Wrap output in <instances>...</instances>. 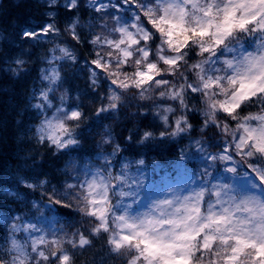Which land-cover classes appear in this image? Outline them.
I'll return each instance as SVG.
<instances>
[{"label":"snow or ice","instance_id":"6c2138e0","mask_svg":"<svg viewBox=\"0 0 264 264\" xmlns=\"http://www.w3.org/2000/svg\"><path fill=\"white\" fill-rule=\"evenodd\" d=\"M44 3L46 20L22 29L21 41L66 34L82 43L79 15L61 28L58 0ZM88 6L98 14L86 25L89 87L96 92L101 76L108 82L95 114L119 113L129 93L151 101L164 130H144L136 143L187 136L201 163L164 191L145 188V159L115 161L117 143L98 164H84L74 183L21 179L30 189L47 186L46 203H32L38 216L0 215L7 225L0 264H76V254L98 240L92 264H264V0H88ZM64 7L78 9V0H64ZM43 59L42 86L29 96L40 119L29 131L55 154L81 143L77 130L87 116L79 93L60 91L57 62L75 63L74 49L54 43ZM5 63V71L20 76L29 61L21 53ZM190 114L202 117L198 127ZM210 128L212 137L204 135ZM100 143L113 144L108 126ZM191 155L181 148L178 160ZM74 213L76 223L61 221Z\"/></svg>","mask_w":264,"mask_h":264},{"label":"trees","instance_id":"16d2710c","mask_svg":"<svg viewBox=\"0 0 264 264\" xmlns=\"http://www.w3.org/2000/svg\"><path fill=\"white\" fill-rule=\"evenodd\" d=\"M45 11V5L38 0H0V31H4L9 37L0 49V215H12L17 211H25L30 216H38L36 209L32 208V202L36 201L41 208L44 207L40 202L42 199L46 200V196L42 194L45 193L47 186L30 189L20 182L21 179L36 183L38 179L47 177L53 184H57V181L61 184L65 181L74 183L75 177L80 175L79 169L84 164L89 162L98 164L101 154L111 153L117 143L120 144L121 151L115 158L120 156L124 160H136L142 157L146 162V171L154 179L156 175H165L172 181H176L183 177L185 170L188 172L195 170L201 161L196 154V149L188 148L187 136L157 138L144 145L136 143L144 130L151 129L158 134L164 128L159 119L153 115V103L133 98L132 93L128 94L127 106H122L119 113H112V115H92L94 106L89 109L87 103H83L87 119L81 122L78 129V138L81 143L77 146L54 154V149L39 146L34 138H30L29 129L34 131L38 119L34 108L30 107L29 96L41 83L39 68L42 62L38 47L31 41L22 42L19 33L31 23L32 19L45 20ZM77 13L81 17V23L85 25L82 30L84 41L77 44L66 34L63 35L79 50L80 58L89 61L93 56L92 45L87 43L91 36L87 33L86 25L98 14L82 5L71 12L68 9H60L57 14V23L63 28L65 23ZM21 53H24V58L29 63L26 65V71L20 76H13L5 71L7 67L5 59ZM103 81H106L104 77ZM145 109L148 111L145 112ZM255 110L252 108L245 111ZM189 118L197 127L202 120L198 114H190ZM105 126L112 130V145L100 143ZM215 131L210 128L204 135L212 137ZM130 133L131 141L126 139ZM193 135L201 134L197 132ZM181 148L193 154L190 159L178 160ZM70 162L76 163V170L71 167L66 168ZM10 189L21 192L26 200L23 206L19 205V200H15L14 196L9 194ZM60 219L69 224L79 221L75 213L70 217L62 216ZM6 232V224L0 221V242L3 241ZM87 260V257L76 256V264H89ZM120 262L117 260L114 264Z\"/></svg>","mask_w":264,"mask_h":264},{"label":"rangeland","instance_id":"374dc122","mask_svg":"<svg viewBox=\"0 0 264 264\" xmlns=\"http://www.w3.org/2000/svg\"><path fill=\"white\" fill-rule=\"evenodd\" d=\"M38 1L42 5L45 4L44 0H38ZM80 2L85 3V5L87 7H89L88 6V0H78L79 4H80ZM103 2L107 3L108 0H103ZM115 2H116V0H113V3H115ZM60 8H65L64 7V0H58V4L55 7V11L58 12ZM79 18H80V16H79ZM43 21L33 20L32 26L29 27L28 29H38V26ZM78 31H79V29H78ZM8 40H9L8 35L4 31H0V49H1L2 45L4 44V42H6ZM31 42L37 44L41 50L39 55L42 57V62H43L42 66H41V68H42V67H47V61L43 58L48 54V49L53 47L54 43L64 44L66 41H65V38L62 34L60 37L40 36L38 38V40H31ZM68 45L71 46L69 43H68ZM72 48L74 49V47H72ZM74 51L76 54L77 53L76 49H74ZM57 55H59V53H57ZM57 63L59 64L62 76L64 77V83H63L60 91H63L64 88L69 89L70 96L73 98L77 95V93H79L81 95V99H82L83 103L85 104V102H86L89 109L94 106L92 109V111H93L92 115H93V113L95 114V109L97 107H99L101 104L99 96L101 94L106 93L107 88H108V83L103 85V83L101 82L100 88L96 92H93L91 90V88L89 87L88 62H82L80 60H77L75 63H72L70 61H59ZM101 80H102V76L100 77V81ZM41 86H42V83L40 84V86L36 90H38ZM73 102H74V100L70 101V103H73ZM35 111L37 114H39L38 110L35 109ZM49 114H51V113L49 112ZM106 115H112V113H103L102 114V116H106ZM39 119H40V116H39ZM117 168H119V165L117 166ZM143 171L146 174L145 168H143ZM182 180H179V181H182ZM164 184H172L173 186L175 185V183L165 181L161 185L156 186V185H152L151 183H148L146 180L145 188L155 187V188H159L160 191H164L165 190L163 188ZM10 193L14 197L18 198V200H21V201L25 200L22 194H18V193L16 194L13 191H10ZM145 195H146V193H143V192L141 193V197H140L141 200H144ZM22 204H23V202H22ZM102 243H103V240L95 241V248L88 249V250L84 251L82 254L77 253L76 255L79 256L80 258L87 257L88 258L87 261L89 262V264H92L93 258L95 256L99 255V253L97 252V249L100 247V244H102Z\"/></svg>","mask_w":264,"mask_h":264},{"label":"bare ground","instance_id":"6f19581e","mask_svg":"<svg viewBox=\"0 0 264 264\" xmlns=\"http://www.w3.org/2000/svg\"><path fill=\"white\" fill-rule=\"evenodd\" d=\"M78 15V13L77 14H74V16L73 17H75V16H77ZM80 16V15H79ZM66 42H68V43H70V44H72V42L71 41H69L68 39L67 40H65ZM3 46V45H2ZM2 48V47H1ZM41 62H42V57H41ZM42 64H43V62H42ZM42 64L40 65V68H41V66H42ZM39 68V69H40ZM39 73H40V70H39Z\"/></svg>","mask_w":264,"mask_h":264}]
</instances>
